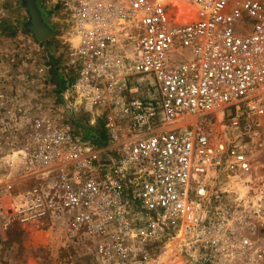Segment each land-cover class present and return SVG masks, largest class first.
<instances>
[{"label": "built area", "instance_id": "built-area-1", "mask_svg": "<svg viewBox=\"0 0 264 264\" xmlns=\"http://www.w3.org/2000/svg\"><path fill=\"white\" fill-rule=\"evenodd\" d=\"M44 2L69 28L70 97L3 127L12 219L100 264L170 239L196 264H264V0Z\"/></svg>", "mask_w": 264, "mask_h": 264}, {"label": "rangeland", "instance_id": "rangeland-1", "mask_svg": "<svg viewBox=\"0 0 264 264\" xmlns=\"http://www.w3.org/2000/svg\"><path fill=\"white\" fill-rule=\"evenodd\" d=\"M55 34L35 40L25 27L28 13L21 0H0V264H100L84 243H63L58 226L21 224L10 216L11 196L2 191L8 173L19 176L22 164L5 142L4 126L17 125L37 114L67 117L66 86L72 74L64 66V52L71 49L68 26L58 6L36 0ZM65 99V100H64ZM17 119V120H16ZM97 121V120H96ZM93 128L106 137L101 119ZM16 139L22 134L16 130ZM10 159V166L7 164ZM21 181V180H19ZM13 190L19 188L14 181ZM175 239L146 245V255L133 264H196ZM131 264V263H129Z\"/></svg>", "mask_w": 264, "mask_h": 264}, {"label": "water", "instance_id": "water-1", "mask_svg": "<svg viewBox=\"0 0 264 264\" xmlns=\"http://www.w3.org/2000/svg\"><path fill=\"white\" fill-rule=\"evenodd\" d=\"M32 2L33 4L29 0H21L22 5L25 7L26 12L28 13V19L24 22V25L30 30L35 40H43L55 34V30L51 29V27L46 22L36 0H33ZM33 9L35 12L34 15H36L37 12V24L42 26V30L40 32H38L37 27L33 25Z\"/></svg>", "mask_w": 264, "mask_h": 264}, {"label": "bare ground", "instance_id": "bare-ground-1", "mask_svg": "<svg viewBox=\"0 0 264 264\" xmlns=\"http://www.w3.org/2000/svg\"><path fill=\"white\" fill-rule=\"evenodd\" d=\"M29 1L33 4V2H32L33 0H29ZM32 11H33V17H34V18H33V25H34L35 27H37L38 32H40V31L42 30V29H41L42 26H39V24H37V22H36V19H37V12H36V15H34V13H35V12H34V9H33ZM259 157H262V156H258V158H259Z\"/></svg>", "mask_w": 264, "mask_h": 264}]
</instances>
